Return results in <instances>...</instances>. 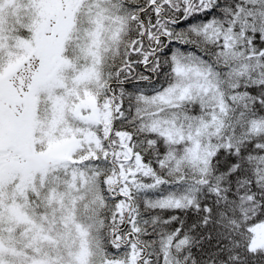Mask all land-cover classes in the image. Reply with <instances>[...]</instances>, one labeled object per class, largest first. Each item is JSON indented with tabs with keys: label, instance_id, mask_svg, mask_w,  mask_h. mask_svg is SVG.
Returning a JSON list of instances; mask_svg holds the SVG:
<instances>
[{
	"label": "snow or ice",
	"instance_id": "obj_1",
	"mask_svg": "<svg viewBox=\"0 0 264 264\" xmlns=\"http://www.w3.org/2000/svg\"><path fill=\"white\" fill-rule=\"evenodd\" d=\"M0 264H264V0H0Z\"/></svg>",
	"mask_w": 264,
	"mask_h": 264
}]
</instances>
